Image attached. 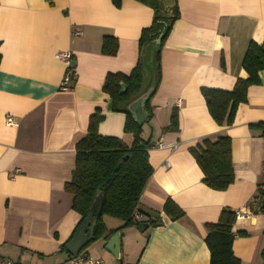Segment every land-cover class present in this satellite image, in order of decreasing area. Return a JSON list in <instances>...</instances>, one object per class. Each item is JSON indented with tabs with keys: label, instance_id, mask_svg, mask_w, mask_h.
<instances>
[{
	"label": "crops",
	"instance_id": "obj_1",
	"mask_svg": "<svg viewBox=\"0 0 264 264\" xmlns=\"http://www.w3.org/2000/svg\"><path fill=\"white\" fill-rule=\"evenodd\" d=\"M177 3L180 16L160 52L152 117L141 125V137L152 143L153 172L138 208L159 212L162 224L124 228L119 257L104 249V239L86 253L101 264H209L204 224L229 207L240 215L233 231L247 233L235 237L233 254L240 264H261L264 214L250 213L248 204L264 180V139L249 125L264 121V70L260 83L247 88L231 125L212 119L200 89L231 90L238 77H246L241 63L247 45L264 40V0ZM152 17L153 10L136 0H121L119 8L111 0H0V259L69 264L59 248L79 221L63 188L74 168L75 144L97 108L103 116L97 132L132 144L133 135L123 129L125 114L111 110L102 85L107 73L129 74L135 66L141 29ZM105 35L118 40L113 56L100 52ZM59 52L74 57L76 77L68 91L59 89L65 71ZM151 81L147 71L145 85ZM173 108L178 131H165ZM7 116L14 125L5 124ZM217 136L231 139L235 175L221 191L202 182L188 150ZM167 199L184 211L182 218L171 220L162 211ZM103 220L111 231L121 225L112 217Z\"/></svg>",
	"mask_w": 264,
	"mask_h": 264
},
{
	"label": "trees",
	"instance_id": "obj_2",
	"mask_svg": "<svg viewBox=\"0 0 264 264\" xmlns=\"http://www.w3.org/2000/svg\"><path fill=\"white\" fill-rule=\"evenodd\" d=\"M153 10L149 26L143 27L138 39L140 54L135 66L129 74L109 72L105 76L102 91L111 100V110L123 112L126 116L123 129L133 135L130 146L112 136H103L97 132V125L103 119L99 108L89 116L87 133L75 144V163L71 178L64 183V191L71 195V209L79 215V221L69 239L64 242L59 252L69 261L70 255L65 250V244L72 238L77 228L90 212L94 196L99 192L103 196L101 211L92 227V239L81 249L78 255H87L86 249L94 242L108 240L113 232H121L129 226L143 222L154 225L159 218V212L149 214L138 208L140 196L149 180L153 168L148 161V149L152 146L150 140L141 137V125L133 120L127 109V102L143 92L145 73L150 72L152 81L144 110L147 121L152 117L150 100L160 81V52L174 22L179 18L180 11L177 0H136ZM117 8L121 0H111ZM159 38V42L155 40ZM118 50V40L114 36L105 35L102 38L100 52L113 56ZM150 61L147 64V60ZM1 59V55H0ZM74 63V57L72 56ZM242 68L246 77H238L231 90L202 87L200 89L208 112L218 125H231L237 107L247 101V88L260 83L259 71L264 70V40L258 44L250 41L242 59ZM221 67L224 63L221 59ZM125 84L124 92H120V84ZM264 139V121L250 124ZM165 131H178V112L173 108L169 125ZM198 167L203 173L202 182L214 190H225L234 181V170L231 158V139L228 136L204 138L188 148ZM264 168V159L262 162ZM250 213L264 214V180L257 185L256 194L248 204ZM162 211L171 220L184 216V211L171 199H167ZM238 211L223 207L215 222H206L204 242L209 251V264H240L233 254L232 244L236 236H246L244 231H233V225ZM136 215H145L146 220L139 221ZM115 218L121 225L114 231L107 228L103 218ZM152 216V217H151ZM264 235V230H263ZM261 264H264V248L261 250Z\"/></svg>",
	"mask_w": 264,
	"mask_h": 264
},
{
	"label": "water",
	"instance_id": "obj_3",
	"mask_svg": "<svg viewBox=\"0 0 264 264\" xmlns=\"http://www.w3.org/2000/svg\"><path fill=\"white\" fill-rule=\"evenodd\" d=\"M156 43L159 42V38L155 40ZM147 60V64L149 63ZM125 84H120V92H124ZM150 90V85L144 87L143 92L139 94L137 97L129 100L126 104L127 109L130 111L133 120L137 125H142L147 119V113L144 110V103L148 97ZM103 196L101 193H97L94 196L93 205L83 220L81 225L77 228L72 238L65 244V250L69 253L70 258H74L78 255L81 249L92 239V227L95 223L96 217L101 211ZM161 219H158L155 222V225H161ZM150 226L149 222H143L139 224V229L144 231ZM104 249L114 255L115 257H119L120 253V232L116 231L113 235L106 241L104 245Z\"/></svg>",
	"mask_w": 264,
	"mask_h": 264
},
{
	"label": "built area",
	"instance_id": "obj_4",
	"mask_svg": "<svg viewBox=\"0 0 264 264\" xmlns=\"http://www.w3.org/2000/svg\"><path fill=\"white\" fill-rule=\"evenodd\" d=\"M76 33V32H75ZM58 58H61L64 61L65 64V71L64 74L62 76V79L60 81L59 84V89L62 91H68L70 90L75 77H76V71H75V65L73 63L72 60V56L70 55L69 52H59L57 54ZM5 124L8 126L14 125L15 122L13 120V118L11 116H7L5 118ZM162 144L159 143V146H161ZM138 215H136L137 217ZM240 215L237 213V217H239ZM69 264H101V260L98 258H92L89 257L88 255H77L74 258H71L68 261ZM0 264H13L10 261L7 260H2L0 259Z\"/></svg>",
	"mask_w": 264,
	"mask_h": 264
},
{
	"label": "rangeland",
	"instance_id": "obj_5",
	"mask_svg": "<svg viewBox=\"0 0 264 264\" xmlns=\"http://www.w3.org/2000/svg\"><path fill=\"white\" fill-rule=\"evenodd\" d=\"M139 221H141V219H138Z\"/></svg>",
	"mask_w": 264,
	"mask_h": 264
}]
</instances>
